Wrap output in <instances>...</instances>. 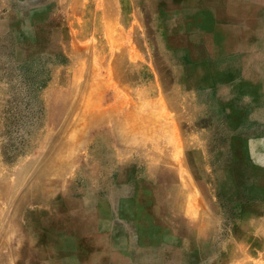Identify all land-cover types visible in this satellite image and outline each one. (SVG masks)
Returning <instances> with one entry per match:
<instances>
[{
  "label": "rangeland",
  "instance_id": "374dc122",
  "mask_svg": "<svg viewBox=\"0 0 264 264\" xmlns=\"http://www.w3.org/2000/svg\"><path fill=\"white\" fill-rule=\"evenodd\" d=\"M102 203L128 264H264V0H0V264Z\"/></svg>",
  "mask_w": 264,
  "mask_h": 264
},
{
  "label": "crops",
  "instance_id": "0c3cea01",
  "mask_svg": "<svg viewBox=\"0 0 264 264\" xmlns=\"http://www.w3.org/2000/svg\"><path fill=\"white\" fill-rule=\"evenodd\" d=\"M103 204L78 211L81 217L68 221L61 218L59 224H45L47 229L42 232L50 235L55 231L59 238L56 241L41 238L42 260L38 264H128L127 235L120 228L126 221L116 217V212L109 211L106 216L104 211L110 207Z\"/></svg>",
  "mask_w": 264,
  "mask_h": 264
},
{
  "label": "bare ground",
  "instance_id": "6f19581e",
  "mask_svg": "<svg viewBox=\"0 0 264 264\" xmlns=\"http://www.w3.org/2000/svg\"><path fill=\"white\" fill-rule=\"evenodd\" d=\"M177 195H181V191L180 190L177 191Z\"/></svg>",
  "mask_w": 264,
  "mask_h": 264
}]
</instances>
